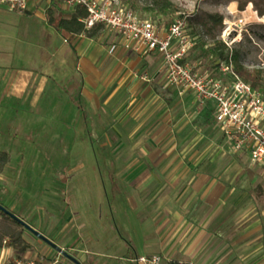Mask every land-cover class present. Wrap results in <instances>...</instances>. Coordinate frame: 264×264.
<instances>
[{"label":"crops","instance_id":"obj_1","mask_svg":"<svg viewBox=\"0 0 264 264\" xmlns=\"http://www.w3.org/2000/svg\"><path fill=\"white\" fill-rule=\"evenodd\" d=\"M50 3L27 0L25 10L14 11L0 0V150L9 155L8 147L34 124L32 116L39 126L53 117L55 137L61 128L89 134L85 157L105 164L98 173L102 180L107 174L116 213L130 233L122 254L91 257L72 236L78 255L86 264H141L136 257L156 254L163 264H264V174L237 166L239 160L264 164L252 163L246 150H231L214 120V103L167 83L158 51L125 46L105 27L97 38L67 40L46 21ZM60 5L64 14L73 10ZM188 58L199 71L210 69ZM64 114L70 118L62 123ZM243 179L253 181L252 191L239 188ZM83 203L77 218L86 212ZM73 221L68 216L60 234ZM55 251L49 259L67 264ZM5 253L16 254L10 246Z\"/></svg>","mask_w":264,"mask_h":264},{"label":"rangeland","instance_id":"obj_2","mask_svg":"<svg viewBox=\"0 0 264 264\" xmlns=\"http://www.w3.org/2000/svg\"><path fill=\"white\" fill-rule=\"evenodd\" d=\"M122 1L127 6H131L130 1ZM169 1L175 9L172 11L168 8L165 13L158 10L161 0H136L131 9L139 18L153 21L160 29L167 28L179 14H186L189 23L188 33L195 37L196 42L190 57L201 60L204 69L212 67L217 60L208 52V48L218 47L219 45L214 41L221 40L238 53L239 61L244 67L264 71V14L259 15L252 2L249 0ZM240 3H245L243 10L238 8ZM150 8L154 9L149 10ZM212 14L221 15V22L214 24L210 18ZM240 18L243 22L239 21ZM64 117L70 118V115L64 114L62 123L65 122ZM49 118L51 121L39 126L36 117L32 116L34 124L26 126V130L19 134L14 145L8 147L10 159L7 169H4L0 175V204L13 211L16 216L57 246L63 245L61 254L67 260V264L73 261L64 254L76 258L80 264H86L84 256L78 255L76 251V247L80 246H71L72 236L83 243V247L87 249V256L91 257L90 254L96 253L122 254L121 243L129 237L130 232L127 233L122 218L116 213V201L109 192L107 174H104L106 180H102L98 173L101 168L105 172L103 169L105 164L91 163L89 158L85 157L86 154H90L89 147L86 146L90 143L89 134L80 127L81 130L77 134L72 129L63 131L61 128L56 132L55 137L53 117ZM53 137L59 142H53ZM225 156L227 157L225 161L229 165L231 155L226 153ZM237 166L239 170L264 174V168L253 166L248 161L239 160ZM228 168L233 171L231 165ZM263 181L260 183L261 186L264 185ZM244 182L245 179L239 182V188L243 186L252 191L253 181H247L245 184ZM83 202L88 204L87 208L83 207L86 208V212H82L84 215L82 218H77L80 212L76 210ZM126 215L125 212L123 217ZM68 216L74 219L70 224L71 231H62L60 234V226L66 222ZM77 220H81L82 223L78 224ZM109 222L113 225L111 230L108 227ZM2 224L3 221L0 219V226ZM22 234L26 240L32 242L31 256L45 254L47 250L49 254L42 256L49 262L51 261L49 256L57 254L54 246L24 226ZM39 244L44 246V250H38ZM96 258L100 260L101 257Z\"/></svg>","mask_w":264,"mask_h":264},{"label":"built area","instance_id":"obj_3","mask_svg":"<svg viewBox=\"0 0 264 264\" xmlns=\"http://www.w3.org/2000/svg\"><path fill=\"white\" fill-rule=\"evenodd\" d=\"M10 10L23 11L27 0H4ZM65 6L81 7L86 14L80 17L85 28L100 24L121 38L125 46L135 45L156 50L162 57L167 83L191 90L195 100L214 103V120L233 152L246 150L254 164H264V94L242 80L232 61L223 60L205 71L196 69L188 58L195 37L188 33L186 14H179L162 30L153 21L143 20L122 0H49ZM240 22L243 19L240 18ZM5 238L0 247V264H56L43 256L6 254ZM141 264H163L160 255H141Z\"/></svg>","mask_w":264,"mask_h":264},{"label":"trees","instance_id":"obj_4","mask_svg":"<svg viewBox=\"0 0 264 264\" xmlns=\"http://www.w3.org/2000/svg\"><path fill=\"white\" fill-rule=\"evenodd\" d=\"M131 2L130 8L134 6L136 0H127ZM253 3L257 13L259 15L264 14V0H249ZM245 3H240L239 10L244 9ZM172 11L175 9L172 2L169 0H161L158 7L159 12L165 13L167 9ZM154 9L150 8L149 10ZM86 11L81 7H74L72 12L69 14H64L62 11L59 1H52L45 9V17L48 24L53 26L57 31L61 33L67 40H71L78 35H83L88 38H97L102 32V26L96 24L91 28H85L84 23L81 21L80 17L84 16ZM212 22L214 24L220 23L222 16L219 14L210 15ZM219 46H210L208 52H210L217 60L213 63V68L218 62L223 60H231L235 71L240 75L242 80L248 82L252 87L256 89H261L264 94V71L262 69H248L244 67L240 61L238 53L229 48L226 43L221 40L214 41ZM196 45V42L194 46ZM189 50L188 57L191 54ZM194 58V57H193ZM97 133L94 134L95 140ZM9 159L8 153L4 150H0V173L3 171L7 161ZM4 206V205H3ZM5 207V206H4ZM6 208V207H5ZM13 212V211H12ZM14 213V212H13ZM15 214V213H14ZM18 217V216H17ZM0 219H2L3 224L0 226V247L5 238L8 239L9 246L15 251V255L21 256L22 253L30 248V243L24 238L22 234L23 224L16 218L10 216L8 213L0 210ZM168 264H177L175 262H170Z\"/></svg>","mask_w":264,"mask_h":264},{"label":"water","instance_id":"obj_5","mask_svg":"<svg viewBox=\"0 0 264 264\" xmlns=\"http://www.w3.org/2000/svg\"><path fill=\"white\" fill-rule=\"evenodd\" d=\"M0 210L8 213L10 216L18 219L24 227H26L28 230L32 231L34 234H36L37 236H39L40 238H42L44 241L50 243L52 246H54L57 250H59L60 252L63 251V249L59 246H57L55 243H53L51 240H49L47 237H45L43 234H41L40 232H38L37 230H35L34 228H32L29 224H27L25 221H23L21 218L17 217L12 211H10L9 209L5 208L2 204H0ZM65 253V252H64ZM66 257H68L70 260H72L75 264H80V262L70 256L69 254H64Z\"/></svg>","mask_w":264,"mask_h":264}]
</instances>
